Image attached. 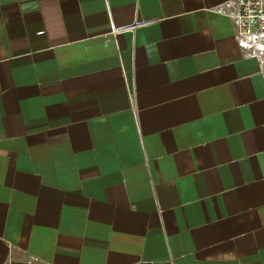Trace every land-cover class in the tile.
I'll return each mask as SVG.
<instances>
[{"label":"crops","instance_id":"1","mask_svg":"<svg viewBox=\"0 0 264 264\" xmlns=\"http://www.w3.org/2000/svg\"><path fill=\"white\" fill-rule=\"evenodd\" d=\"M236 0H0V264H264V36Z\"/></svg>","mask_w":264,"mask_h":264},{"label":"built area","instance_id":"2","mask_svg":"<svg viewBox=\"0 0 264 264\" xmlns=\"http://www.w3.org/2000/svg\"><path fill=\"white\" fill-rule=\"evenodd\" d=\"M228 4L236 6L232 17L239 35L264 36V0H236Z\"/></svg>","mask_w":264,"mask_h":264}]
</instances>
